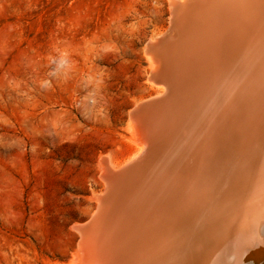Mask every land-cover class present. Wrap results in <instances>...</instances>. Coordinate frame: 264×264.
I'll return each instance as SVG.
<instances>
[{
  "label": "bare ground",
  "instance_id": "1",
  "mask_svg": "<svg viewBox=\"0 0 264 264\" xmlns=\"http://www.w3.org/2000/svg\"><path fill=\"white\" fill-rule=\"evenodd\" d=\"M185 1L145 48L162 92L130 110L125 164L153 156L80 230L75 264H264V0Z\"/></svg>",
  "mask_w": 264,
  "mask_h": 264
},
{
  "label": "rangeland",
  "instance_id": "2",
  "mask_svg": "<svg viewBox=\"0 0 264 264\" xmlns=\"http://www.w3.org/2000/svg\"><path fill=\"white\" fill-rule=\"evenodd\" d=\"M170 15L171 0H0V264H75L104 161L138 153L130 110L162 92L145 48Z\"/></svg>",
  "mask_w": 264,
  "mask_h": 264
},
{
  "label": "water",
  "instance_id": "3",
  "mask_svg": "<svg viewBox=\"0 0 264 264\" xmlns=\"http://www.w3.org/2000/svg\"><path fill=\"white\" fill-rule=\"evenodd\" d=\"M188 3H189V0L185 1L183 3V6L187 5ZM172 23L173 22H171L168 25V27L166 28V30L164 31V33L158 38V40L162 44H163L162 41H164V39L166 40L167 38H169L173 34V32H174V30H173L174 25ZM165 94H166V92H164V96H165ZM162 96L154 97L152 100L154 102L157 101V100L162 101L161 100ZM145 108H147L146 112L144 111L146 114L147 113L150 114V112L153 110V106L151 104H149L147 106H145V105L142 106L136 113H138V112L140 113ZM150 134L152 135L153 133H150ZM152 136H154V134ZM151 142H146V145L144 146V148L142 149V151L132 161H130L129 163L125 164L120 169H118V170H112L111 168L108 169V172H107V174L104 177V179L106 181V184L104 185V189H103L102 194L99 196V200H98V203H96V206L94 208V211L89 216V218H87L86 220H84L83 222H81V225H79L76 228V230L86 231V230L91 229L92 227H95V225H97L99 223L98 220L101 217V212L103 211V208H105L106 200H107V198H109L108 195L110 193V190L114 186L115 182L118 181V180H121L123 177H125V175L127 176L129 173L131 174V172H133L139 166H141L142 164H144L150 156H153V155H150V151H151L150 148L151 147L153 148L154 147V144H156V143L155 142H152L151 143ZM150 144H152V145H150Z\"/></svg>",
  "mask_w": 264,
  "mask_h": 264
}]
</instances>
